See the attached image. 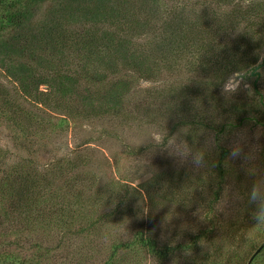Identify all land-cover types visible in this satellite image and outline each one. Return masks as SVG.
<instances>
[{"label":"trees","instance_id":"1","mask_svg":"<svg viewBox=\"0 0 264 264\" xmlns=\"http://www.w3.org/2000/svg\"><path fill=\"white\" fill-rule=\"evenodd\" d=\"M263 52L264 0H0V264H264V207L247 199L264 188ZM234 75L250 96L222 93ZM250 124L262 143L235 157ZM86 126L156 129L198 167L128 148L99 183L88 141L47 142ZM141 200L204 219L158 238Z\"/></svg>","mask_w":264,"mask_h":264},{"label":"rangeland","instance_id":"2","mask_svg":"<svg viewBox=\"0 0 264 264\" xmlns=\"http://www.w3.org/2000/svg\"><path fill=\"white\" fill-rule=\"evenodd\" d=\"M257 66H259L257 71L260 73L258 86L260 90L264 92V52ZM253 80L254 78L250 75H234L227 81L221 91L224 94H231L235 97L250 96L252 93ZM98 125L99 124H97V126ZM92 129L93 127L86 126L85 129L80 130L81 132L77 133V131H74L76 133L72 134L68 132L64 139L65 142L61 141L59 138H48L47 142L55 148V151L58 152L59 155H61L67 150L72 149L75 144H80L83 140L88 141L89 144L84 145V147L88 146L87 150L89 154H91L92 167L97 175L99 183L105 184L109 181L111 173L108 171V164H110L112 158L121 154L124 149L128 148L148 147V150L152 152L154 150L153 154H156L155 157L162 156L165 158L164 162H166V164L169 166L177 165L183 167L186 172H192L198 167L197 160L189 149L187 150L177 142L176 139H168L156 129H138L136 127L129 130L119 129L109 138L103 136L102 133L98 135V131H101L99 127H95L94 129L96 130L94 131ZM260 135L261 130L258 125L254 126L250 124L239 128L235 135L228 140L227 146L233 151L235 157H237V153L242 155V153L246 151L249 154V150V156L253 157L257 148L262 143ZM210 142H212V140H210ZM50 154L52 156L54 155L53 153ZM142 158L141 160H147V158ZM157 160L158 159H156V161ZM149 176L148 174L144 175L130 184L134 186V188H140V185L144 184ZM140 204L141 210H144V215L138 218V224L141 226L143 225L145 230H152L155 237H160L162 239L170 237L173 233H176L177 230L187 231L189 227L193 228L197 226L199 223H202L204 219L199 212L193 210L181 214L178 208L162 205L161 203H155L151 210H149L145 200H141ZM225 206H229V203H226ZM114 237L113 239L115 240ZM105 246H109L108 241H106ZM176 261L177 260L173 261L172 264H176ZM141 262L142 264H151L148 259L141 260Z\"/></svg>","mask_w":264,"mask_h":264},{"label":"clouds","instance_id":"3","mask_svg":"<svg viewBox=\"0 0 264 264\" xmlns=\"http://www.w3.org/2000/svg\"><path fill=\"white\" fill-rule=\"evenodd\" d=\"M247 199L250 204L256 207H264V188L253 183L247 194ZM252 218L256 221V229H264V212H253Z\"/></svg>","mask_w":264,"mask_h":264},{"label":"water","instance_id":"4","mask_svg":"<svg viewBox=\"0 0 264 264\" xmlns=\"http://www.w3.org/2000/svg\"><path fill=\"white\" fill-rule=\"evenodd\" d=\"M264 247V242L261 244V246L257 249L256 253H258L262 248ZM255 253V254H256ZM252 261V259L249 261L248 264H250V262Z\"/></svg>","mask_w":264,"mask_h":264}]
</instances>
